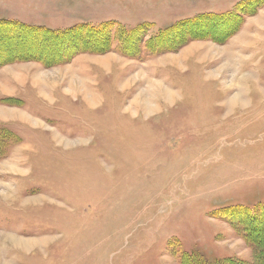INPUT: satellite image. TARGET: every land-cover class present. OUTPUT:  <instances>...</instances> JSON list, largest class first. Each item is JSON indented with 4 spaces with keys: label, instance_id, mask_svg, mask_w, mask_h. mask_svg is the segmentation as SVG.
<instances>
[{
    "label": "rangeland",
    "instance_id": "obj_1",
    "mask_svg": "<svg viewBox=\"0 0 264 264\" xmlns=\"http://www.w3.org/2000/svg\"><path fill=\"white\" fill-rule=\"evenodd\" d=\"M197 255L264 264V0H0V264Z\"/></svg>",
    "mask_w": 264,
    "mask_h": 264
},
{
    "label": "trees",
    "instance_id": "obj_2",
    "mask_svg": "<svg viewBox=\"0 0 264 264\" xmlns=\"http://www.w3.org/2000/svg\"><path fill=\"white\" fill-rule=\"evenodd\" d=\"M6 21V20H5ZM19 26H22V27H25V28H29V29H37V28H40V27H38V26H34V25H28V24H20ZM94 27H96V26H94ZM93 26H91V29H93L94 28ZM100 26L99 27H97L96 28V30L97 31H100ZM46 30H50V29H46ZM70 30H72V29H70ZM53 33H57L58 35H60L59 33V31H54V30H51ZM50 31V32H51ZM69 31V30H68ZM66 32V30L63 32V33H65ZM255 213V214H254ZM254 213H252V219H255V218H259V216H256V215H258L255 211H254ZM194 258H198V259H195L194 261H195V263L196 264H221L222 263V261H211V259H209L208 257H205V256H203V255H197V256H195ZM196 260H198L197 262H196ZM235 261L236 260H230V261H226L228 264H236L235 263Z\"/></svg>",
    "mask_w": 264,
    "mask_h": 264
},
{
    "label": "bare ground",
    "instance_id": "obj_3",
    "mask_svg": "<svg viewBox=\"0 0 264 264\" xmlns=\"http://www.w3.org/2000/svg\"><path fill=\"white\" fill-rule=\"evenodd\" d=\"M163 90H165V89H163ZM163 90H162V93H165V95H166V94H167V93H166L167 91H166V90H165V91H163Z\"/></svg>",
    "mask_w": 264,
    "mask_h": 264
}]
</instances>
